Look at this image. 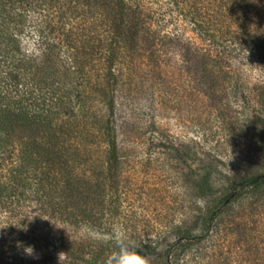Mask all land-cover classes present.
Returning a JSON list of instances; mask_svg holds the SVG:
<instances>
[{
  "label": "trees",
  "instance_id": "1",
  "mask_svg": "<svg viewBox=\"0 0 264 264\" xmlns=\"http://www.w3.org/2000/svg\"><path fill=\"white\" fill-rule=\"evenodd\" d=\"M174 16L209 44L201 66L207 81H215L208 71L238 72L243 57L264 70V0H0V262L26 264L5 245L22 242L43 264H58L55 251L68 264H102L115 245L82 239L79 226L109 234L121 223L151 264H180V252L198 250L225 216L245 204L261 214L264 161L219 189L213 174L202 177L191 221L172 231L143 237L122 221L131 190L112 120L120 66L142 38L159 35L156 24ZM29 21L38 57L25 56L16 38ZM254 98L253 117L264 132V82ZM257 228L264 233V223ZM223 252L221 264H264V244Z\"/></svg>",
  "mask_w": 264,
  "mask_h": 264
},
{
  "label": "rangeland",
  "instance_id": "2",
  "mask_svg": "<svg viewBox=\"0 0 264 264\" xmlns=\"http://www.w3.org/2000/svg\"><path fill=\"white\" fill-rule=\"evenodd\" d=\"M155 29L159 35L142 38L120 66L112 119L123 151L124 184L131 190L122 221L143 237L191 221L202 177L213 174L219 189L228 177L249 174L264 161V132L253 117L255 86L264 82L260 65L243 57L238 72L208 71L215 77L209 82L201 67L209 44L189 22L174 16ZM251 212L245 204L222 218L198 250L180 252V264H221L229 245L264 244L257 228L264 223V207L261 214ZM5 245L15 246L17 260L43 264L39 253L34 258L18 244Z\"/></svg>",
  "mask_w": 264,
  "mask_h": 264
},
{
  "label": "clouds",
  "instance_id": "3",
  "mask_svg": "<svg viewBox=\"0 0 264 264\" xmlns=\"http://www.w3.org/2000/svg\"><path fill=\"white\" fill-rule=\"evenodd\" d=\"M16 38L19 41L20 50L25 56L38 57L41 55L39 36L30 21L26 23L23 32L19 33ZM78 234L82 239L111 242L115 245L116 250L108 254L102 264H151L150 260L128 241L126 230L121 223H114L109 234L102 233L101 230L88 223H82L79 226ZM18 246L23 247L27 255L38 258L34 254V246L23 245L22 242ZM57 255L59 264H63L66 254L60 252Z\"/></svg>",
  "mask_w": 264,
  "mask_h": 264
}]
</instances>
